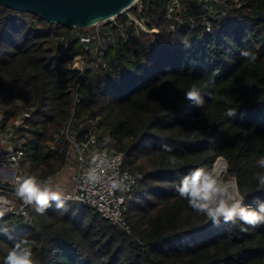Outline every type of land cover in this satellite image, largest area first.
<instances>
[{"label":"trees","instance_id":"obj_1","mask_svg":"<svg viewBox=\"0 0 264 264\" xmlns=\"http://www.w3.org/2000/svg\"><path fill=\"white\" fill-rule=\"evenodd\" d=\"M180 1L169 15V0H137L128 10L144 27L124 36L113 25L115 40L84 71L69 62L91 60L79 36L89 31L0 4V129L15 127L21 167L53 177L72 138L122 151L123 168L140 174L127 197L131 232L83 201L51 202L44 215L29 206L31 223L0 219V264L20 239L36 264H264V225L205 223L176 192L189 171H212L222 156L244 204L264 201L254 179L264 171L255 166L264 156V0H219L225 13ZM193 86L200 106L184 98Z\"/></svg>","mask_w":264,"mask_h":264},{"label":"built area","instance_id":"obj_2","mask_svg":"<svg viewBox=\"0 0 264 264\" xmlns=\"http://www.w3.org/2000/svg\"><path fill=\"white\" fill-rule=\"evenodd\" d=\"M198 1L207 2L213 13H225L222 7L219 8L217 6L219 0ZM167 9L169 15L177 11L180 12L182 10V3L180 0H169ZM124 12L126 16L123 21H119L118 16H115L108 21H102L92 25L94 29L91 32L80 33L79 36L83 48L86 51H90L91 60L86 59L83 54H77L74 59L69 62V65L84 71L87 70L94 61L98 62L104 54L107 44L115 40V34L112 28L113 25H117L124 36L128 35L129 26L133 27L132 31L134 32L140 27H144L145 20L143 18H136L128 9ZM157 30V28H153L151 31ZM21 121V118L17 119L16 124L21 123ZM16 136L17 132L12 125L6 130L0 129L1 182L8 180L11 187H16L17 177L33 176L20 165V152L14 142ZM70 139L73 142L74 152L76 151V154L80 155L79 165L75 169L70 187L60 188L62 186L56 185L54 189H59L63 195L70 197V199L88 203L92 208L99 211L104 218L117 224L124 231L131 232L130 224L126 218L127 197L132 188L137 184L140 174L132 173L123 168L124 153L122 151L114 148H91L90 140L79 143L72 138ZM94 155L102 158L97 161V164L92 163V157ZM69 158L70 156L68 160ZM97 165H99V167H97ZM90 168L97 169L96 174L99 176L97 182L90 183L86 180L85 174ZM3 170L6 171V174L3 173ZM35 177L39 181L49 182L50 180V178L44 179L37 176ZM114 180H124L125 184L128 185L127 190L120 191L119 189H113L111 184ZM0 197H3L7 201L5 207L10 209L6 212L5 216L15 215L16 218H20L24 222H32L29 206L23 205V202L17 198L16 191L3 190Z\"/></svg>","mask_w":264,"mask_h":264},{"label":"clouds","instance_id":"obj_3","mask_svg":"<svg viewBox=\"0 0 264 264\" xmlns=\"http://www.w3.org/2000/svg\"><path fill=\"white\" fill-rule=\"evenodd\" d=\"M182 43L188 46V41ZM240 55L249 63H254L258 59V54L249 50H241ZM185 100L191 101L197 106L204 103L200 91L191 87L184 93ZM228 117L234 118L236 112L229 109L226 112ZM110 137H105L104 143H108ZM162 150L170 152L171 148L162 145ZM100 156L94 155L92 163L97 164L101 160ZM176 163L175 157L169 161ZM255 166L264 170V156L256 160ZM99 167V165H97ZM96 168H90L85 174L88 182L93 183L99 180ZM127 179V178H125ZM254 179L257 187L264 189V171L256 172ZM113 189L126 191L128 185L124 180H114L111 184ZM16 196L24 206H31L39 215H44L51 202H55L58 209H63L70 197L63 195L59 189H54L48 181H39L35 176H21L16 179ZM176 192L181 200L186 201L187 206L197 215L204 218V222H211L219 226L221 222L225 224H236L237 221L243 225H248L253 229L264 225V201L257 203L255 208L244 204V196L240 194L239 186L235 179L225 182L218 173L207 171L204 168L196 167L184 175L176 186ZM7 201L0 197V219H3L10 209L5 207ZM22 211V209H21ZM26 215V213H25ZM2 264H36L33 259V249L31 241L20 239L14 242L2 260Z\"/></svg>","mask_w":264,"mask_h":264},{"label":"water","instance_id":"obj_4","mask_svg":"<svg viewBox=\"0 0 264 264\" xmlns=\"http://www.w3.org/2000/svg\"><path fill=\"white\" fill-rule=\"evenodd\" d=\"M137 0H0V4L9 8L31 12L49 22L59 23L64 26L77 28L90 27L98 22L108 21L121 15ZM259 17H264V12H258ZM225 162L224 157L217 158ZM216 160V161H217ZM215 161V162H216ZM215 164V163H214ZM2 180L0 167V194L3 190L15 191L8 180ZM236 181V180H235Z\"/></svg>","mask_w":264,"mask_h":264},{"label":"rangeland","instance_id":"obj_5","mask_svg":"<svg viewBox=\"0 0 264 264\" xmlns=\"http://www.w3.org/2000/svg\"><path fill=\"white\" fill-rule=\"evenodd\" d=\"M84 29L86 31L91 32L94 29V26L86 27ZM76 153L77 152L76 151L74 152V149H72V151L70 153V158H69V160L67 159L66 166L61 171H59L57 174H55L53 177H50L49 183L53 188L56 187V185L62 186L60 188H65V187L71 186L73 174L75 172L76 167L79 165V160H80L79 159L80 155L76 154ZM224 179L225 180L226 179L227 180L228 179H234V177L226 176V172H225L224 173Z\"/></svg>","mask_w":264,"mask_h":264},{"label":"bare ground","instance_id":"obj_6","mask_svg":"<svg viewBox=\"0 0 264 264\" xmlns=\"http://www.w3.org/2000/svg\"><path fill=\"white\" fill-rule=\"evenodd\" d=\"M213 170L216 172V173H218L219 175H220V177L227 183V182H229V181H231V180H233V179H224V173L226 172V165H225V162H224V160H222V159H218L216 162H215V164H214V167H213ZM212 170V171H213ZM3 173H5L6 174V171L5 170H3Z\"/></svg>","mask_w":264,"mask_h":264},{"label":"crops","instance_id":"obj_7","mask_svg":"<svg viewBox=\"0 0 264 264\" xmlns=\"http://www.w3.org/2000/svg\"><path fill=\"white\" fill-rule=\"evenodd\" d=\"M58 181V180H57Z\"/></svg>","mask_w":264,"mask_h":264}]
</instances>
